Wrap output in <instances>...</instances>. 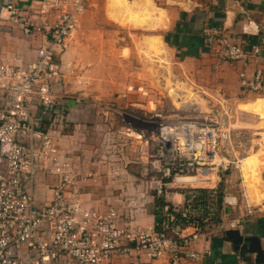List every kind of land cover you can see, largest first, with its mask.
<instances>
[{
  "label": "rangeland",
  "instance_id": "rangeland-1",
  "mask_svg": "<svg viewBox=\"0 0 264 264\" xmlns=\"http://www.w3.org/2000/svg\"><path fill=\"white\" fill-rule=\"evenodd\" d=\"M74 1L42 0L27 14L36 25H52ZM128 1L134 8L124 13L112 0H82L77 27L56 56L60 78L52 84V109L40 130L52 133L66 157L96 161L109 183L142 185L145 196L155 197L153 183L162 172L188 158L189 175L208 170L207 177L213 178L194 188L221 193L222 204L230 196L264 213V93L243 91L238 75L236 83L230 81L214 65L173 57L159 37L168 0ZM44 34L30 32L25 41L36 50L37 37L43 40ZM151 38L162 47L154 48ZM261 50L258 65L264 72V44ZM67 101L76 104L64 109L61 103ZM174 134L190 146L178 151L170 141ZM167 183V193L188 188L172 179ZM41 184L36 180L37 203L49 196ZM116 191L109 194L114 203L125 196ZM132 197L122 198L119 207Z\"/></svg>",
  "mask_w": 264,
  "mask_h": 264
},
{
  "label": "built area",
  "instance_id": "built-area-1",
  "mask_svg": "<svg viewBox=\"0 0 264 264\" xmlns=\"http://www.w3.org/2000/svg\"><path fill=\"white\" fill-rule=\"evenodd\" d=\"M82 12V0H75L52 25H36L24 8L12 4L0 8L1 24L17 27L25 34L45 33L33 62L0 61V264H108L116 253L127 252L130 245L151 259L195 264L201 253L191 248V240L201 233L200 221L205 222L215 212V207L208 206L197 192L202 188L188 185L182 192L185 202L181 209L169 204L155 207L160 212L159 222L152 229L142 228L133 224L132 212L137 205L132 200L104 210L86 207L68 157L59 150L49 130H40L42 118L52 109V84L60 78L57 53L77 27ZM203 42L215 60L241 65L238 77L243 91L264 93V72L256 52L230 42L220 29H204ZM251 63L257 66L248 76ZM35 102L39 104L38 118L32 114ZM183 142L184 146H172L178 151L190 146L185 138ZM184 160L165 169L153 183L155 198H162L170 179L175 183L177 178L189 175L192 163ZM36 180L49 190L48 200L37 203L34 199ZM178 184L187 187L186 183ZM223 203L234 206L236 200L225 196ZM123 208H130L129 222L122 219ZM237 224L233 220L227 226ZM188 227L192 232L182 235Z\"/></svg>",
  "mask_w": 264,
  "mask_h": 264
},
{
  "label": "crops",
  "instance_id": "crops-1",
  "mask_svg": "<svg viewBox=\"0 0 264 264\" xmlns=\"http://www.w3.org/2000/svg\"><path fill=\"white\" fill-rule=\"evenodd\" d=\"M41 1L0 0V8L12 4L30 11V7L39 8ZM165 11L166 22L159 37L167 51L179 62L214 65L215 68L224 69L222 74L226 79L237 82L236 75L241 71V65L236 62H221V65H216L203 42V30L206 28L223 30L230 42L240 44L247 51L256 52L260 62L261 44H264V0H168ZM19 36L21 40L18 39ZM25 38L28 36L17 28L0 23V61L5 60L13 64L33 62L35 50ZM10 39L13 41L10 42ZM37 39L38 47L43 40L39 36ZM256 66L257 64L252 63L247 68L248 76ZM231 68L234 70L233 74L228 72ZM75 104L74 101L61 103L64 109L68 110ZM32 109L33 116L38 118L39 104L35 102ZM67 157L78 177L81 198L86 207L104 210L108 206H119L122 198L132 195V198L125 200H132L137 205L133 212L136 215L133 223L145 229L154 228L155 197L145 196L144 186H134L129 182L109 183L105 174L107 171L98 169L96 161L84 159L81 155ZM113 188L117 189L116 193L125 195L117 200V203L111 202L109 197ZM49 198L50 192L47 200ZM162 199L180 209L185 202L182 192L165 191ZM121 212L124 214V222H129L130 208H123ZM213 217L205 221L208 223L204 230L191 240V248L201 253V259L195 264H264V213L253 210L247 204L236 202L234 206L222 204L217 225L210 222ZM233 220H237L238 224L232 228L228 227L227 223ZM191 232L192 229L188 227L182 235ZM108 264L169 262L167 258L151 259L145 253L132 249L130 245L127 252L116 253Z\"/></svg>",
  "mask_w": 264,
  "mask_h": 264
},
{
  "label": "bare ground",
  "instance_id": "bare-ground-1",
  "mask_svg": "<svg viewBox=\"0 0 264 264\" xmlns=\"http://www.w3.org/2000/svg\"><path fill=\"white\" fill-rule=\"evenodd\" d=\"M113 2H117L118 3V5L120 6V8L122 9V11L124 12H130V11H132L131 9H133L134 8V4L131 2V1H128V0H112ZM133 1V0H132ZM134 2V1H133ZM140 5V4H139ZM148 8V7H147ZM157 8V7H156ZM136 9V8H135ZM139 10V9H138ZM144 10V9H143ZM150 10V9H149ZM119 11V10H118ZM119 12H121V10L119 11ZM123 12H121L120 14H123ZM124 12V13H125ZM126 13V14H127ZM137 13V12H136ZM158 13V12H157ZM133 15H134V13H133ZM149 15H151V14H149V13H147L146 12V14H144V16L145 17H147L148 18V16ZM159 15V14H158ZM117 16H119L118 15V13H117ZM125 16V15H124ZM127 16H129L128 14H127ZM130 16H131V14H130ZM135 16V15H134ZM137 16V15H136ZM155 16V15H154ZM153 16V17H154ZM140 17V16H139ZM137 18L136 17V20L138 19H140L141 20V18ZM137 20V21H138ZM157 20V19H156ZM143 21V20H142ZM162 22V21H161ZM163 25V24H162ZM152 27V26H151ZM156 28V27H155ZM150 43L152 44V46L154 47V48H156V46H159V44H161V41L160 40H157V42H156V39L155 38H151L150 39ZM161 47H162V44L160 45ZM180 89V88H179ZM170 91H174L173 89H171ZM179 91H181V90H179ZM178 91V92H179ZM174 93H175V91H174ZM187 93V92H186ZM188 96V95H187ZM169 130V129H168ZM170 131V133H172L173 134V132L171 131V130H169ZM169 132H168V134H170ZM178 135V136H177ZM177 135H173V136H170V141L172 142V143H174L175 145H177V146H179V147H181V146H184V142H183V138H182V136L180 135V134H177ZM189 146V145H188ZM248 159V158H247ZM246 159V160H247ZM208 170H203L202 171V174H201V176H195V175H188V176H182V177H179V178H177L176 180H175V183L176 184H178V183H186L187 185H189V186H191V187H204V186H206V184H208V181L209 180H213V178H208L207 176H208ZM244 174H246V172H244Z\"/></svg>",
  "mask_w": 264,
  "mask_h": 264
},
{
  "label": "trees",
  "instance_id": "trees-1",
  "mask_svg": "<svg viewBox=\"0 0 264 264\" xmlns=\"http://www.w3.org/2000/svg\"><path fill=\"white\" fill-rule=\"evenodd\" d=\"M199 194H201L203 196V198H205V202L207 203L208 206H213L215 207V212L213 214V218H211L210 222L217 225L218 223V214L220 213L221 211V208H222V194L221 193H218L216 192L215 190L213 189H201V190H198L197 191ZM207 194H213L212 197H207ZM164 204H168L166 203L162 198H155L154 199V203H153V206L154 208L155 207H162ZM153 214H154V217H155V224L159 222V218H160V212L159 211H156L155 209L153 210ZM201 220V219H200ZM201 223V232L204 230V227L206 226V224L208 222H203V221H200ZM155 230L156 231H159V228L157 226H155Z\"/></svg>",
  "mask_w": 264,
  "mask_h": 264
},
{
  "label": "water",
  "instance_id": "water-1",
  "mask_svg": "<svg viewBox=\"0 0 264 264\" xmlns=\"http://www.w3.org/2000/svg\"><path fill=\"white\" fill-rule=\"evenodd\" d=\"M163 22H164V24H165V22H166V18L163 20Z\"/></svg>",
  "mask_w": 264,
  "mask_h": 264
}]
</instances>
